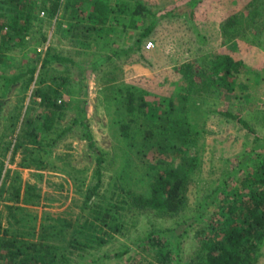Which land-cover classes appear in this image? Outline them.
Masks as SVG:
<instances>
[{"label":"rangeland","instance_id":"374dc122","mask_svg":"<svg viewBox=\"0 0 264 264\" xmlns=\"http://www.w3.org/2000/svg\"><path fill=\"white\" fill-rule=\"evenodd\" d=\"M33 1L25 41L5 45L1 37L9 35L8 25L0 33V231L54 246L62 264H173L175 256L185 264L204 240L224 230V218L216 215L224 195L260 188L255 183L264 174V0H139L165 16L140 52L134 44L150 20L138 18V24L126 27L127 12L90 0H59L58 15L50 17L54 0ZM135 7L132 1L126 4L131 13ZM84 10L98 17L84 24ZM0 14L2 24L12 12L5 8ZM114 16L126 22L111 44V34L93 31L112 26ZM230 17L239 23L223 34L222 24ZM49 52L71 61L43 66ZM218 53L242 61L248 87L233 92L191 88L186 112L171 115L187 116L199 134L193 149L176 155L185 165L186 208L175 219L143 212L132 206L125 190L148 194L162 173L145 132L187 86L176 69L193 62L201 73ZM4 77L16 80L5 84ZM126 84L144 96L142 110L129 112L118 100V87ZM46 89L55 94L48 101L37 95ZM84 107L106 158L91 206L86 195L97 164L85 127L75 123ZM227 113L242 116L254 132ZM104 206L112 209L102 211ZM155 229L166 230L159 246L147 239ZM256 249L257 261L251 264H264V240ZM3 253L0 264L6 260Z\"/></svg>","mask_w":264,"mask_h":264},{"label":"trees","instance_id":"16d2710c","mask_svg":"<svg viewBox=\"0 0 264 264\" xmlns=\"http://www.w3.org/2000/svg\"><path fill=\"white\" fill-rule=\"evenodd\" d=\"M76 2V0H74ZM82 1V0H79ZM135 3V10L131 13L126 10L127 2ZM33 0H1L0 13L7 8L12 12V15L6 17V22L0 24V33L4 29L5 25L10 28L9 35L3 34L2 41L5 45L21 44L28 37V23L26 20L31 18V8L34 6ZM115 2V3H114ZM114 2H107L105 0H90L91 4H103L108 8H114V11L128 13L129 20L126 23V27L134 26L138 24L139 19L150 20L146 28H143L142 33L136 39L134 49L138 52L142 51L143 44L147 40L151 33L155 31L156 25L160 23L161 18H165L162 14H155L147 6H145L139 0H114ZM7 3L10 6H5ZM51 10H47L48 15H58L60 9L59 0H54ZM252 5V3H250ZM80 10V8L78 9ZM83 9H81L82 11ZM4 13V11H3ZM193 12L190 13V17ZM3 15L0 14V18ZM5 17V16H4ZM98 17V14L85 11L82 18H84L87 24L91 23L94 18ZM189 17V18H190ZM93 18V19H92ZM139 18V19H138ZM253 18V17H252ZM114 20L112 26L101 27L94 32L101 33L102 30L111 34L110 41L116 42L118 37L119 27L124 22ZM138 19V20H137ZM145 21V20H144ZM191 19L189 25L191 26ZM239 21L234 18H228L222 24L223 34H228L230 29L237 26ZM96 29V26H92ZM106 30V31H105ZM91 33V35H93ZM103 36V33L100 34ZM113 36L116 37L113 39ZM104 37V36H103ZM113 39V40H112ZM107 57V56H106ZM109 58V57H108ZM110 60V59H109ZM71 59L68 57H62L59 55L51 54L50 52L43 61V66H47L53 62H69ZM105 61H108L105 59ZM3 62L0 55V64ZM193 62H187L180 65L176 71L182 74L183 80L187 86L182 88L181 93L177 96L176 100L169 99L171 102L170 107H166V111L163 115L157 117L158 123L152 124L145 132V138L152 147L155 158H158L159 164L162 165V173L157 174L154 177V181L150 185L148 194H137L129 189H126L129 200L137 209L143 212L155 213L163 218H177L186 208V173L184 172V162L182 159H176V155L181 153H187L197 144L199 140L198 131L194 132L192 125L190 124L187 116H184L180 120L174 119L171 115L177 113L186 112V104L188 102L189 93L191 88L196 86V90L200 92H206L209 88L222 89L225 92H233L237 89L247 88V80L245 78L248 75L244 71V65L241 60H235L230 54L218 53L214 59L208 62L207 67L204 66L203 71L197 70ZM16 80V77H4L5 84H12ZM116 84V81H114ZM243 87V88H242ZM48 89V88H47ZM37 90V95L41 96L44 101L50 99L49 91ZM138 89L134 85H124L118 87V100L129 112H135L147 104L143 95H137ZM54 94V93H53ZM88 96V89L85 93ZM55 96V94H54ZM88 99V98H87ZM85 102H88L86 100ZM177 102L178 104H176ZM4 101L0 102V111L2 110ZM87 104H85L86 106ZM176 107L178 109H176ZM87 108L84 107L83 113L79 119L75 121L85 127V139L88 142L90 151L94 154L97 167L94 172L95 183L90 186L86 195V203L88 206L96 205L95 199L99 195L100 187L103 181V164L106 160L105 153L96 144L94 135L90 130V122L87 117ZM228 117L236 120L240 125L254 132L250 124L239 115L232 113L226 114ZM147 124L146 126H148ZM121 127L124 129L125 138L130 137L129 125L123 121ZM150 127V126H149ZM168 157L169 159H165ZM190 159V156L188 157ZM264 170V169H263ZM264 173V171L262 172ZM256 180L255 185H259V189H253L246 195L234 192L232 198L229 194L224 195L222 202L219 203V211L216 215L224 218L225 227L224 230L215 231L214 235L210 239L203 241L201 248L196 252V257L188 259L185 264H251L257 261L256 248L264 240V174ZM1 177V170H0ZM225 188V187H224ZM129 190V191H128ZM232 199V200H230ZM215 205V203H213ZM102 211L110 212L112 207H102ZM103 214V213H102ZM99 215H101L99 213ZM97 215L98 217H100ZM166 230L155 229L150 231L147 239L155 244L161 242L160 233ZM155 235V237H154ZM0 250L4 251L3 257L5 262L2 264H62L59 258L56 248L52 245L40 241H20L17 238L7 237L6 234L0 231ZM123 253L119 254L121 256ZM171 253L167 252L166 255ZM173 264H182L180 258L175 256ZM255 261V262H254ZM184 263V262H183Z\"/></svg>","mask_w":264,"mask_h":264},{"label":"built area","instance_id":"2783aa9c","mask_svg":"<svg viewBox=\"0 0 264 264\" xmlns=\"http://www.w3.org/2000/svg\"><path fill=\"white\" fill-rule=\"evenodd\" d=\"M148 46L150 47V46H152V43H148ZM1 66V65H0Z\"/></svg>","mask_w":264,"mask_h":264}]
</instances>
